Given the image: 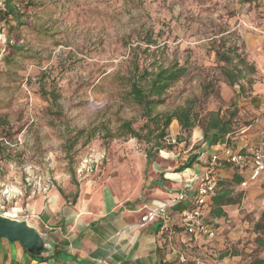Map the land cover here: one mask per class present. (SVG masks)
Wrapping results in <instances>:
<instances>
[{
  "label": "rangeland",
  "instance_id": "rangeland-1",
  "mask_svg": "<svg viewBox=\"0 0 264 264\" xmlns=\"http://www.w3.org/2000/svg\"><path fill=\"white\" fill-rule=\"evenodd\" d=\"M12 5L21 27L6 23L0 50L15 43L13 36L19 31L23 50L13 63L0 53V143L6 147L0 155V201L9 207L51 190L75 189L76 184H104L110 178L139 180L136 171L144 167V144L119 134L122 121L134 128L144 121L141 109L126 94L124 80L134 71L150 72L174 62L184 67L155 112H170L190 101L201 123L210 111L226 114L233 109L235 128L252 121L248 109L260 112L264 0L250 4L241 0H14ZM247 35L250 45L245 43ZM233 45L246 64L236 82L222 73L224 62L216 57L217 48ZM173 124L176 127L170 124L167 137L172 148L159 152L145 181L152 180L156 170L161 176L170 173L168 179L174 181L179 166L192 154H199L198 164L206 161L202 138L198 139L202 128L198 125L185 140L175 141L185 134L178 122ZM5 187L12 189L8 201L2 195ZM259 200L248 190L221 216H212L207 206L205 221L218 219L216 233H226L241 218L249 223L247 235L236 241L226 238L221 245L215 237L197 243L187 235L182 242L177 231L180 218L171 216L169 231L163 235L171 264L264 260V247L253 245L264 244Z\"/></svg>",
  "mask_w": 264,
  "mask_h": 264
},
{
  "label": "crops",
  "instance_id": "crops-1",
  "mask_svg": "<svg viewBox=\"0 0 264 264\" xmlns=\"http://www.w3.org/2000/svg\"><path fill=\"white\" fill-rule=\"evenodd\" d=\"M245 43L247 45L252 43L248 35L245 37ZM262 109L264 99L261 101L259 113L258 109H248L247 114H251L249 116L246 111L240 113L252 121L240 127L243 132L232 135L229 145L233 151L249 153L257 144L259 134L264 130ZM174 122L177 121L173 120L171 126L176 127ZM199 138H202V135H198ZM203 145L205 149L202 152L207 153L208 157L212 154L213 148H221L220 143L210 147H206L204 143ZM141 158L144 167L139 172L136 171L139 179L136 183L133 179L116 182L110 178L104 184L94 182L82 186L76 184L75 189L63 192L55 189L45 196L29 197L16 203L18 207H15L17 213L14 216L27 217L54 245V254L43 261L44 264H162L169 260V253L164 249L165 240L159 231L160 218L141 223V217L150 209L160 206H165V210L170 213V200L190 179L197 177L210 165V157L202 165L197 163L176 173L174 181L168 179L170 173L167 177L161 176L158 170L154 172L152 180L145 181V176L154 169L151 168L152 164H146L145 154L141 155ZM155 165L153 163V166ZM150 168L152 170H148ZM233 172L234 170L226 165H220L216 169L217 175L221 178L223 176L230 178ZM187 175L190 176L185 177ZM248 190H253L255 196H259L257 210L261 211L260 216H264V207L261 205L264 182L258 180L243 189L238 184L232 191L242 192L244 199ZM210 201L211 199H208V205ZM228 206L230 205L222 207L224 213L225 207ZM176 214L178 213L171 216L174 217ZM248 226V221L238 219L226 233L222 230L216 233L215 240L219 241L218 245L227 239L236 241L247 235L245 231ZM178 233L182 242L187 240L188 236L189 240L191 239V235L185 231L180 230ZM173 240H178V236L173 235ZM253 245L264 247L260 246L264 244L257 241L253 242ZM209 246L212 247V243ZM262 254L264 255V252ZM239 257L240 255L237 256ZM37 261L39 260L28 254L19 242L0 239V264H35Z\"/></svg>",
  "mask_w": 264,
  "mask_h": 264
},
{
  "label": "trees",
  "instance_id": "trees-1",
  "mask_svg": "<svg viewBox=\"0 0 264 264\" xmlns=\"http://www.w3.org/2000/svg\"><path fill=\"white\" fill-rule=\"evenodd\" d=\"M241 1L250 4L257 0ZM12 2L13 0H4V8L0 10V25L2 26L0 28H3L4 31H7L6 23L12 22V24L14 23L21 27L20 18L17 16L15 9L10 6ZM37 34L44 37L49 36L42 31H37ZM13 38L15 39V43L5 45V55L3 56V59L11 63L16 62L15 59L22 54L23 50V46L19 42L20 31L16 32ZM224 47L217 48L216 50L217 60L224 62V65H221L220 69L231 82H236L242 75L241 69L246 66L245 59L240 56L238 48L235 45ZM234 61L236 62L234 63ZM184 71L182 65L174 62L168 67H158L150 72L142 69L135 74L134 71L133 74H129L124 80L128 84V91L126 93L128 99L131 103L137 105L139 109H141V116L144 121L138 128H134L129 121H122L119 126V134L120 136L134 138L143 142L147 165L153 164L156 161L161 150L172 148L173 144L167 141V137L169 134L168 128L173 120L178 122L180 132L185 134L184 138L178 136L175 141L185 140L190 136L193 128L199 125L202 128V141L206 147L220 143L225 136L235 128L233 109L231 113L226 114L220 110L210 111L201 123L199 121V114L196 111L194 104L190 101H187L185 105L179 106L170 112H155L156 107L163 102L166 90L173 81L183 75ZM239 89V91H243V86L240 85ZM5 151L6 147L0 143V155L4 154ZM198 157L199 154L190 155L186 161L179 166L178 172L197 164ZM208 158L209 157L207 156L206 160ZM220 165H226V167H231L234 170L230 178H221L216 174V169L219 168ZM71 175L73 176V173ZM213 175L216 178V191L215 194L211 196V201L208 207L210 206L212 216H221L225 214L222 209L223 206L238 204L242 199V192H235L234 194L232 191L233 188L241 182L242 176L237 167H232L225 162H220L214 167ZM190 206L191 203L187 198L171 205L169 207L171 211L170 213H180ZM180 230L188 233L183 225L177 228V231ZM165 248L166 247H164V249ZM31 256L39 261L47 260L34 255ZM162 264H171V261L167 260ZM249 264H264V260L255 259Z\"/></svg>",
  "mask_w": 264,
  "mask_h": 264
},
{
  "label": "built area",
  "instance_id": "built-area-1",
  "mask_svg": "<svg viewBox=\"0 0 264 264\" xmlns=\"http://www.w3.org/2000/svg\"><path fill=\"white\" fill-rule=\"evenodd\" d=\"M4 8V0H0V10ZM0 27H2L0 25ZM4 29L0 28V36L3 37ZM6 40V38L4 39ZM8 43H12L6 40ZM5 50V45L1 48L0 53ZM262 117L264 118V109H262ZM242 128L234 129L227 134L220 142L221 148H213L210 154L209 167L206 168L197 177H193L185 184V187L170 200V205L188 198L191 206L182 212L178 213L181 225H183L187 232L191 234L194 241H201L206 239L211 241L216 235V224L218 219H212L210 224L205 221L204 211L208 206V199L215 194L216 191V178L213 175L214 167L220 162H225L232 167H237L242 176L239 183L240 188H246L249 184L255 181L262 180L264 182V130L259 134L257 144L252 148L251 152L233 151L230 148V139L234 133H241ZM215 146V145H214ZM2 195L5 201H8L12 194V189L5 187L2 190ZM261 205L264 207V196L261 198ZM16 208L9 207L0 201V212L10 216L17 213ZM160 218L159 231L162 235L168 233L172 217L165 210V206L150 209L141 217V223L152 222ZM35 264H44L43 261H37Z\"/></svg>",
  "mask_w": 264,
  "mask_h": 264
},
{
  "label": "water",
  "instance_id": "water-1",
  "mask_svg": "<svg viewBox=\"0 0 264 264\" xmlns=\"http://www.w3.org/2000/svg\"><path fill=\"white\" fill-rule=\"evenodd\" d=\"M0 239L19 242L28 254L41 259H48L54 254L53 243L25 216H10L0 212Z\"/></svg>",
  "mask_w": 264,
  "mask_h": 264
},
{
  "label": "bare ground",
  "instance_id": "bare-ground-1",
  "mask_svg": "<svg viewBox=\"0 0 264 264\" xmlns=\"http://www.w3.org/2000/svg\"><path fill=\"white\" fill-rule=\"evenodd\" d=\"M15 211H16V209H15Z\"/></svg>",
  "mask_w": 264,
  "mask_h": 264
}]
</instances>
